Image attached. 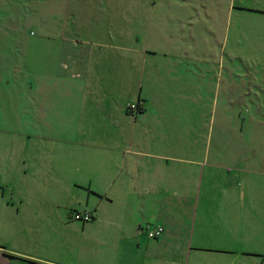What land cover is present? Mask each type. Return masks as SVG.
I'll use <instances>...</instances> for the list:
<instances>
[{"label":"crops","instance_id":"0c3cea01","mask_svg":"<svg viewBox=\"0 0 264 264\" xmlns=\"http://www.w3.org/2000/svg\"><path fill=\"white\" fill-rule=\"evenodd\" d=\"M123 37L87 42L57 25L26 41L32 96L19 126L29 131L0 151V224H16L0 226L14 236L0 235V264H264L258 155L241 156L247 166L226 169L211 194V154L196 152L203 135H191L188 114L212 93L211 74L193 81L202 58L150 56L140 31ZM43 223L58 228V249L42 232L21 237V224ZM156 225L162 232L149 237Z\"/></svg>","mask_w":264,"mask_h":264},{"label":"rangeland","instance_id":"374dc122","mask_svg":"<svg viewBox=\"0 0 264 264\" xmlns=\"http://www.w3.org/2000/svg\"><path fill=\"white\" fill-rule=\"evenodd\" d=\"M57 25L65 28L66 34L87 42H118L124 38V30L131 28L146 37L148 46L156 48L149 49L150 56L176 57L188 50L202 58L191 65L197 69L193 81L198 82L200 75L210 79L211 74L212 93L205 96L206 109L201 113L198 102L188 119L191 135L198 131L203 135L196 152L207 151L212 157L211 166L206 167L213 170L207 180L211 194L222 183L226 169L234 173L247 166L241 157L246 153L258 155L254 162L264 168V0H0L2 152L11 146V139L29 131L19 126L28 120L32 96L24 45L44 27ZM187 27H193L196 37L190 44L185 38ZM248 138L253 139L252 145L246 144ZM200 178L193 193L197 202L203 198L206 183L203 177L200 184ZM260 181L264 186V180ZM235 183L237 186L238 181ZM253 214L263 223L264 204ZM0 226L7 232L16 224H9L10 228L6 223ZM21 228L23 239L42 232L54 248L55 243H65L55 232L58 228H50L48 223L39 224L36 230L28 224H21ZM21 228L17 224V229ZM3 231L0 235H9L11 240L13 235Z\"/></svg>","mask_w":264,"mask_h":264},{"label":"built area","instance_id":"2783aa9c","mask_svg":"<svg viewBox=\"0 0 264 264\" xmlns=\"http://www.w3.org/2000/svg\"><path fill=\"white\" fill-rule=\"evenodd\" d=\"M127 108L130 112L138 111V105L136 103H130ZM73 216L76 219H81L83 221H86L90 219L91 213L89 211H84V212L77 211L73 214ZM162 230H163V227L161 225L151 226L147 230V235L149 237H157L158 235H160Z\"/></svg>","mask_w":264,"mask_h":264},{"label":"trees","instance_id":"16d2710c","mask_svg":"<svg viewBox=\"0 0 264 264\" xmlns=\"http://www.w3.org/2000/svg\"><path fill=\"white\" fill-rule=\"evenodd\" d=\"M138 110H140V107L138 106Z\"/></svg>","mask_w":264,"mask_h":264}]
</instances>
